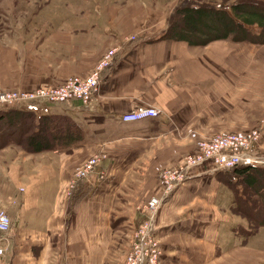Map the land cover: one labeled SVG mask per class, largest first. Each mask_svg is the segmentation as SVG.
I'll use <instances>...</instances> for the list:
<instances>
[{
	"label": "crops",
	"instance_id": "1",
	"mask_svg": "<svg viewBox=\"0 0 264 264\" xmlns=\"http://www.w3.org/2000/svg\"><path fill=\"white\" fill-rule=\"evenodd\" d=\"M132 29L131 25L119 30L106 27L102 34L112 38L116 32L115 36ZM64 34L60 32L59 38L64 49H68L71 36ZM150 39L140 35L115 53L110 65L100 71L90 102L83 105L74 99L47 109L48 113L70 115L85 134L83 141L72 147V161L78 153L84 155L102 145L114 155L107 168L108 177L97 192L87 201L78 202L75 214L63 223L60 258L57 262L53 258L54 264H103L112 236L128 222L138 220L132 206L116 214L113 209L115 203L122 202L115 201L114 193L130 175L135 172L137 181L145 180L144 175L139 177L143 172L134 166L140 154L154 142L166 139L173 140V150L169 153L178 158L187 148L181 139L197 137L219 127L207 121L203 114L199 115L198 110L205 108L212 81L217 82L219 77V60L211 44L223 39L211 40L203 46H190L183 40ZM90 47L85 41L77 47L79 56L85 55L88 61L87 70L99 52L89 53ZM39 80L35 82L42 81ZM138 105L155 107L158 113L133 121L121 119L122 113ZM18 151L8 148L0 154V202L15 196L20 203L6 235L9 247L5 253L14 255L12 261L9 258V264H46L47 248L35 257L31 245L43 240L50 229L60 227L59 217L51 214V202L43 200L44 196L46 200L49 196L53 199L67 176L64 157L48 151L30 156L47 159L34 170L25 168L22 175V169L29 163L18 161ZM91 178L92 174L75 188L86 189ZM138 193L135 191L133 196L137 197ZM229 199L226 188L220 187L212 175L198 173L182 182L157 214L160 264H264L262 249L251 240L233 244L235 235L231 234V228L220 223L226 218L220 209L228 205ZM117 219H121L119 225H115ZM4 257H0L3 262ZM115 262L110 263L118 264V258Z\"/></svg>",
	"mask_w": 264,
	"mask_h": 264
},
{
	"label": "rangeland",
	"instance_id": "2",
	"mask_svg": "<svg viewBox=\"0 0 264 264\" xmlns=\"http://www.w3.org/2000/svg\"><path fill=\"white\" fill-rule=\"evenodd\" d=\"M179 1L0 0V89L30 90L41 86L53 97L55 94L61 96V93H57L56 89L62 86L69 76L83 77L90 72L97 60L106 52L112 50L111 61L120 48L137 39V37L139 38L140 35L143 38L149 36L150 41H160L157 40V37L164 29L170 11ZM204 1L229 5L240 0ZM130 25L133 29L126 34L115 36L118 33L116 32L112 38L102 34L106 27L119 30ZM60 32L65 33V36L70 34L69 40L72 42L70 48L64 49L65 45L59 38ZM83 41L88 42V46H91L89 53L99 51L92 60L93 63H91L89 70H87L88 66L86 67L89 64L84 58L85 55L80 57L77 49ZM57 46H60L61 49H57ZM211 46L215 49L219 60V77L217 82L212 81L211 89L207 93L208 102L203 110H198V114H203L207 121H213L219 127L212 132L197 135V137L181 139L185 144L183 146H187V148L181 153V156L175 159L169 153L170 150H173V146H171L173 140H160L154 142L152 146L144 148L147 149L140 154L141 157L138 158L137 164L134 166L143 172L139 177L144 175L145 180L143 182L137 181V173L134 172L133 176L130 175L126 183L122 184L121 188L114 193L115 201L120 199L122 202L115 203L113 212L116 214L120 209H128L132 206L138 220L136 223L128 222L125 227H121L120 232L112 236L103 264L116 263V258H118V264H124L125 256L129 253L135 237L133 233L140 230L142 226L144 229H148V247L150 248L154 242L153 247L159 252L156 256L157 264H160L162 249H160L161 244L156 234L157 214L167 198L182 183H178L162 199L155 212H152V208L148 207V200L151 197L159 199L163 194L164 186L160 178L161 169L166 168V166H175L186 155L193 154L198 140L229 131L244 136L250 134L254 136L251 139L253 145L250 151L256 161L246 165L264 168V160L262 159L264 158V43L257 44L244 40L239 42L226 38L220 40V43H212ZM84 50L86 51V48ZM84 71L87 72L84 73ZM26 75H29V78ZM34 78L42 81L39 80L40 82L37 83ZM94 92L95 90L91 92L92 94L85 101V104L90 102ZM69 100H74V98H69ZM69 100L61 102H69ZM59 104L61 103L33 104L23 102L15 103L9 107L20 109L39 107L47 112L49 107ZM2 131L7 130L3 128ZM84 135L81 129V139L70 146L40 151L62 154L67 175L63 184L58 188L57 195L53 199L49 196L50 201L46 200L44 196L43 200V202H51V214L55 218L59 217L60 227L53 231L50 229L47 234L43 235V240L31 245V253L35 257L44 251V247L47 248V251H44L46 264H54L52 259L56 257L57 262V259L60 258L63 223L70 221L69 219L75 214L78 202L87 201L97 192L100 184L108 177L107 168L113 162L114 155H110L111 151L109 152L108 148L103 145L94 150L86 151L84 155L78 153L77 159L72 161V147L82 142ZM8 148L19 150L18 161L20 163H29L25 164L26 166L22 169V175L25 168L34 170L36 167H40L43 159H47L41 156L30 157L40 152H29L14 142H10L6 147L0 149V154ZM240 165H235L226 170L207 171L201 174L204 176L212 175L220 187H225L230 194L228 205L223 210L219 209L226 216L225 219L220 220V223L226 224L229 229L231 228V234L235 235L233 244L239 241L240 243H247L248 240H251L255 246L264 251V224H255L253 219L239 214L232 208L234 205L233 198L240 197L239 194L242 196L244 186L234 179H231L232 183L228 184L225 179L231 176L234 167ZM191 169L195 173L196 169ZM90 174H92V178L86 189L75 188L76 184L85 180ZM19 190H23V188H19ZM135 191L139 192L137 197L133 196ZM245 195L247 197L250 195L245 205L253 207L251 210L255 211L259 206L264 208L258 194L248 192ZM3 199H1L2 203L0 202V209H3L8 214L9 219H12L15 212L19 210L20 203L15 196ZM43 204L48 205L47 203ZM263 216L264 209L259 216L260 219ZM120 220L117 219L115 225H119ZM255 240L256 244L254 243ZM4 246L6 251L9 244L5 243ZM4 253L1 256H6L4 257L5 262L0 258V264H9V258L11 257L10 261H12L14 255L8 256L7 253Z\"/></svg>",
	"mask_w": 264,
	"mask_h": 264
},
{
	"label": "trees",
	"instance_id": "3",
	"mask_svg": "<svg viewBox=\"0 0 264 264\" xmlns=\"http://www.w3.org/2000/svg\"><path fill=\"white\" fill-rule=\"evenodd\" d=\"M157 40H183L190 46H203L211 40L264 43V0H240L229 5L210 1L180 0ZM5 128V132L2 129ZM81 139V128L65 113H48L41 108L0 107V149L10 142L29 152L67 147ZM231 179L244 186L242 196L233 198L232 208L239 214L264 224L263 207L255 211L245 205L250 192L258 194L264 205V168L254 165L236 166ZM263 208V209H262Z\"/></svg>",
	"mask_w": 264,
	"mask_h": 264
},
{
	"label": "built area",
	"instance_id": "4",
	"mask_svg": "<svg viewBox=\"0 0 264 264\" xmlns=\"http://www.w3.org/2000/svg\"><path fill=\"white\" fill-rule=\"evenodd\" d=\"M111 51L102 55L89 73L83 77L72 75L69 76L62 86L56 89L61 96L52 94L41 86L34 89H0V107H9L15 103L29 102L38 103H54L69 100L74 98L81 104L92 94L96 89L100 71L109 66L111 63ZM158 109L152 106H135L133 110L121 114V119L133 121L142 118L156 116ZM254 136L241 135L234 131H229L223 134H215L211 137L200 139L197 141L193 154L186 155L179 164L175 166H166L161 169L160 178L164 186L163 194L159 199L151 197L148 200V207L152 212L160 205L163 198L178 184L185 179H189L193 175L214 170H226L235 165H246L255 162L254 156L251 154L253 143L251 139ZM247 149V151H246ZM264 160V158H262ZM260 161V160H259ZM194 168L195 173L192 169ZM204 168V169H203ZM11 219L8 214L0 209V255H3L6 247L4 246L7 238V232L10 229ZM148 226V225H147ZM148 229L142 226L140 230H136L134 240L131 243L130 251L125 256L124 264H157L158 251L154 249L153 244L148 247Z\"/></svg>",
	"mask_w": 264,
	"mask_h": 264
}]
</instances>
